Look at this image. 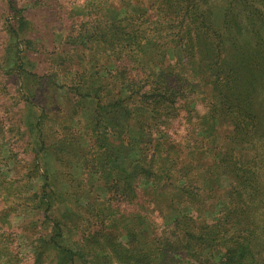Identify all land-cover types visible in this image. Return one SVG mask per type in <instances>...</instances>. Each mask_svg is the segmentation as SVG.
<instances>
[{"label": "rangeland", "instance_id": "374dc122", "mask_svg": "<svg viewBox=\"0 0 264 264\" xmlns=\"http://www.w3.org/2000/svg\"><path fill=\"white\" fill-rule=\"evenodd\" d=\"M17 1L18 6L27 11L32 24L31 35L38 37L43 53L36 59L38 76L42 78L38 81L43 86L33 81L29 84L38 89L45 145L37 152L32 150L26 143L29 129L23 126L26 132L22 135L16 127L20 119L22 123H31L34 115L27 108L20 112L23 103L12 100L17 89L9 73L10 57L7 71L0 73V264H58V250L48 242L54 228L63 233L61 239H56L65 250L76 252L77 264H143L150 226L163 236L164 231L171 228L164 225L162 216L170 220L177 214L174 210H157L156 206L155 209L150 206L146 191L149 177L139 168H133L137 158L147 162L148 146H140L143 151L135 146L142 136L135 131L125 111L108 106L112 94L106 92L101 104L97 98L76 95L65 85L72 86L70 80L74 83L78 78L94 79L99 73L123 81L132 76L139 79L132 71L123 75L119 60L109 59V52L105 53L109 59L107 68L101 72L92 68L94 74H90L89 68L97 63L99 49L91 48L92 43L87 44L86 39L84 44H72L74 38L68 35L83 24L88 32L82 31V36H86V32L92 35L90 23L86 21L94 20L98 11H108L114 18L123 11H145L147 7L146 11H153L155 6L147 4L149 0H107L104 10L101 0ZM161 1L151 2L158 5ZM168 1L176 11H196V7L199 11H209L208 29L201 22L192 24L191 37L198 41L186 51L171 46L170 55L180 60L184 57L196 60L200 67L197 76L207 77V87L214 94L205 95L206 101L199 104L193 103L194 98L188 101L187 97L185 107L180 110V121L174 126L197 127L189 123L207 120L217 127L216 134L221 137H228L233 129L241 128L246 139L255 143L252 156L263 163L264 0ZM65 11H83L81 20L70 16L66 27ZM9 17L5 1L0 0V61L7 41L4 23ZM201 28L205 29L207 43L198 36ZM218 76L225 79L221 93L215 89ZM221 97L226 100L222 102ZM176 133L179 136L182 132ZM222 151L225 158L240 155L241 165H245V158L249 157L244 151L238 154V148L229 144ZM35 152L41 167L48 169L47 181L55 193L48 221L29 198L45 183L34 173ZM210 156L204 160L210 161ZM185 179L181 177L180 183ZM232 185V176L227 173L222 174L215 186L206 183L208 191L215 190V197L208 201L209 192L192 196L197 205L191 213L211 224L219 219L223 221L221 208L225 207L224 218L227 219L236 206ZM217 202L222 206L218 207ZM208 204L211 207L206 209ZM229 223L227 220L222 233L229 231ZM161 229L164 231L160 232ZM151 236L159 238L160 235L151 232ZM228 236L235 243L232 247L238 248L232 232ZM35 250L42 253L39 261L35 260ZM262 252L264 242L256 245L260 264H264V257H260ZM211 254L204 264H250L237 250L228 252L221 247Z\"/></svg>", "mask_w": 264, "mask_h": 264}, {"label": "trees", "instance_id": "16d2710c", "mask_svg": "<svg viewBox=\"0 0 264 264\" xmlns=\"http://www.w3.org/2000/svg\"><path fill=\"white\" fill-rule=\"evenodd\" d=\"M3 1L10 17L4 23L7 41L3 59L0 61V73L5 72L7 59L11 57L9 73L17 89L12 100L18 104L23 103L19 107L20 112L27 108L34 115L31 123H22L20 119L16 127L22 131V135L26 128L29 129L26 143L36 151L41 145H45V138L37 103L38 89L29 83L33 81L38 86H43L38 81L42 78L38 76L39 67L36 61L43 53L37 41L38 37L31 35L32 24L25 8L19 7L17 0ZM106 1H100L104 10L107 9ZM151 1L153 0H149L147 4L155 6L153 11H146L148 7H144L145 11H123L114 18L108 11H98L94 20L86 21V24L90 23L88 26L93 32L92 35L87 33L84 24L78 31L68 35L69 38H74L72 44H84L86 39L87 44L92 43L91 48L99 49L100 55L96 57L97 63L89 68L90 74H94L92 68L98 69V72L106 69L109 59L115 57L119 60L123 75L132 71L139 79L132 76L123 81L99 73L94 79L78 78L74 83L70 80L72 86H65L75 91L76 95L97 98L101 104L106 92L112 94L108 106L125 111L135 126V131L142 136L135 146H148L147 162L137 158L133 168H139L149 177L146 191L150 206L154 209L156 206L157 210H174L177 214L170 220H165L166 217L162 216L164 225L171 228L170 231L161 229L160 232L164 231L163 236L150 226V235L147 234V244L144 245L143 264H204L213 255L211 252L221 247L228 252L239 251L250 264H260L255 251L256 245L264 242V162L261 163L251 154L255 143L246 139L247 135L241 128L233 129L228 135L229 138L221 137L216 134L217 127L207 120L189 123V126L197 127L174 126V123L180 121V110L186 105L187 97L188 101L194 98L193 103L199 104L198 102L206 101L205 95L213 94L212 89L207 87V77L197 76L200 67L196 60L186 57L180 60L170 55L171 46L172 49L175 47L186 51L193 42L198 41L191 37L192 24L201 22L208 29L209 11H199L197 7L196 11H176V7L168 0H162L158 5ZM82 12L65 11V26H68L70 16L79 20ZM205 29L201 28L202 32L198 36L207 43L208 39L203 32ZM82 31H87V35L82 36ZM66 37L67 35L65 39ZM106 52L110 53L109 59L105 56ZM224 80L221 76L217 78L218 86L215 89L219 93L223 92ZM220 100L224 102L226 99L221 97ZM177 131L182 133L178 136ZM226 144L238 148V154L242 151L247 153L249 157L245 158V165H241L240 155H233L232 158L222 155ZM143 150L145 149L141 148L140 151ZM36 152L32 160L34 173L44 179L45 183L37 187L29 198L35 203L34 208L48 221V214L53 211L55 193L47 181L48 169L41 167ZM209 155L210 161L204 160ZM224 173L232 176V194L236 198V206L227 219L224 218L225 207L221 208L223 221L219 219L209 224L204 221V217L198 218L191 213V209L197 205L193 197L209 192L207 199L212 201L215 190L208 191L206 183L215 186ZM181 177H186L182 184ZM217 205L222 206L220 202ZM210 207L208 204L206 209ZM184 210L186 213L183 214ZM227 220L230 222L229 231L222 233ZM151 232L159 234L160 239L163 237L162 241L157 236H151ZM231 232L236 237V249L232 247L235 243L228 236ZM62 235L60 229L54 228L48 237V242L58 250V264H77L76 252L72 249L65 250L62 242L58 241ZM41 257V251L35 250V260L39 261ZM260 257H264V252Z\"/></svg>", "mask_w": 264, "mask_h": 264}]
</instances>
